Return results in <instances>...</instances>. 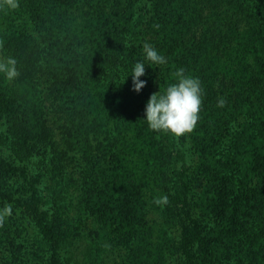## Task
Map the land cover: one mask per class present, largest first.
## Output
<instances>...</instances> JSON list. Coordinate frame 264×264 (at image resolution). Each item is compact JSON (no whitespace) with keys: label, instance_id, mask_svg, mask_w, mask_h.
I'll use <instances>...</instances> for the list:
<instances>
[{"label":"rangeland","instance_id":"1","mask_svg":"<svg viewBox=\"0 0 264 264\" xmlns=\"http://www.w3.org/2000/svg\"><path fill=\"white\" fill-rule=\"evenodd\" d=\"M69 2L19 0L15 10L0 9V57H8L12 35L39 51L30 76L20 63L14 80L0 74V161L38 181L42 212L61 235V258L187 264L182 245L197 220L204 237L218 229L225 241L205 262L194 243L195 264H264V194L242 206L239 234L210 219L208 203L225 187H264L257 170L264 0ZM145 41L168 63L145 62L141 102L172 83L176 68L201 81V119L189 136L150 131L137 93L123 83V65L144 62ZM165 194L166 206L152 203ZM30 196L23 178L0 172V207L13 206L0 227V264H49V247L22 206ZM123 199L137 205L132 216L122 212Z\"/></svg>","mask_w":264,"mask_h":264},{"label":"trees","instance_id":"2","mask_svg":"<svg viewBox=\"0 0 264 264\" xmlns=\"http://www.w3.org/2000/svg\"><path fill=\"white\" fill-rule=\"evenodd\" d=\"M65 4H71L69 0H59ZM27 39V38H26ZM26 40H23V35L16 36L12 35L6 49L8 51L7 55L14 57L18 63H20L21 68L25 75L30 76L31 69L34 70L36 67L37 60L39 59V51L36 49H31V47L26 44ZM140 52V50L138 51ZM133 57V56H132ZM131 57V58H132ZM132 62L128 65H123L122 74L124 75V85L128 87V90L133 94L137 93V100L146 108V99L142 100V89L140 92H136L133 88L132 75L130 70L133 64L140 61L139 57L131 59ZM145 105V106H144ZM257 170L260 175H264V158L257 161ZM0 172L5 175L19 176L23 178L26 182V187L31 193V196L26 200L22 206L25 208L26 213L30 216L33 226H35L38 231L42 234L45 242L49 247V264H66L65 260L61 258V248L62 239L61 235L54 224L49 222L46 215L42 212V200L40 197V191L38 186V181L29 180L27 178L26 172L23 169L15 167L4 161H0ZM264 194V187H256L253 192H237L233 189L224 188V191H216L208 202L210 204V219H213L215 223H225L228 224L227 228L224 229L229 234H239L241 230V209L242 206L247 202H253L257 200L259 195ZM125 207H122V212L128 209L126 215L132 216L136 213L137 205L128 199H123ZM227 212L228 220L224 219L223 213ZM142 227V226H141ZM215 233H209V235L203 236L201 224L197 221H193L192 232L189 235V239L186 244L182 245V250L186 256L187 264H195V257L191 252V247L194 243L201 242V256L204 262L207 261L219 245L223 244L225 239H223L222 233L217 229Z\"/></svg>","mask_w":264,"mask_h":264},{"label":"clouds","instance_id":"3","mask_svg":"<svg viewBox=\"0 0 264 264\" xmlns=\"http://www.w3.org/2000/svg\"><path fill=\"white\" fill-rule=\"evenodd\" d=\"M15 10L19 7V0H0V9L4 7ZM4 41L0 40V52L3 51ZM144 62H135L130 70L133 81V90L140 92L146 81L140 79L145 75V62L150 66H161L168 63L167 58L161 54L150 42L142 44ZM17 60L14 57H0V74L7 81L14 80L18 75ZM172 83H169L163 91L153 93L145 108L144 119L150 131L157 134L170 135L176 140L192 134L198 126L203 109L204 90L199 77L186 74L183 67L176 68L172 73ZM226 100L221 97L217 101V107H224ZM152 203L158 207H164L169 203L168 196L159 195L153 198ZM13 214V206L4 203L0 207V227H3L6 218Z\"/></svg>","mask_w":264,"mask_h":264}]
</instances>
